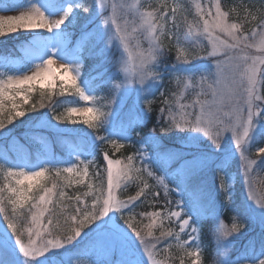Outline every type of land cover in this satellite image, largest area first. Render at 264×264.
Listing matches in <instances>:
<instances>
[{"label":"rangeland","instance_id":"obj_1","mask_svg":"<svg viewBox=\"0 0 264 264\" xmlns=\"http://www.w3.org/2000/svg\"><path fill=\"white\" fill-rule=\"evenodd\" d=\"M164 1H167L169 7L158 19L155 10L142 9L141 2H144L142 0H88L94 7V12H86L88 21H95L106 11L111 2L113 14L102 18L96 25L85 27L87 33L83 36V40H88L92 47H97V52H102L106 42L108 44L106 49H109L110 43L119 39L120 35L117 37L116 31H122L121 39L116 42V47L122 48L121 65L118 69L122 86L116 89V96L122 102L127 101L132 91H135L137 96L152 93L153 89L150 91L149 88L152 87L155 79L162 80L163 77L159 71L164 67H169L170 70L175 67L161 62L157 55L162 51L160 43L162 36L168 31L172 33L173 17L175 18L178 7L176 0ZM192 1L200 20L189 23L184 32L192 30L185 32V38L195 41L196 50L200 54L196 56L197 64L191 66L185 61L178 65V71L186 77L187 83L179 97L180 104L174 116L177 117L174 125L178 128L177 131L181 132L176 135L182 136L179 138V144L187 148H168L165 152L156 154L150 150L145 151L144 147L138 158V167L141 166L156 175L155 170L162 169L163 165L171 164L181 158L184 161L180 174L184 176L198 169L206 171L212 164L220 167L226 158L234 156L235 169L230 170L229 167L225 170L227 199L229 203L234 200L236 185L238 188L240 183L236 174L238 167V170L242 171L246 185V192L243 193L246 197L244 205H250L255 215L264 223L263 195L260 186L256 187V180L253 179V173L260 168L261 163L264 164V146L255 144V141L259 140L260 133L264 131V98L260 94L261 77L264 73V21L254 26L250 32H242L237 23L229 20L228 13L222 8L221 0ZM230 1L233 5L240 4L235 3L236 0ZM58 4L59 1L55 0L0 2V42L21 36L19 48L23 56L16 58L11 55H0L2 68L0 115L12 112L22 114L28 102V94L34 88L54 91L61 85L78 84L84 102L72 107L71 115L82 121L98 119L99 111L91 104L95 92L90 88L89 81L80 80L83 46L77 41L73 49L71 48L75 26L78 25V6L74 0H69L60 10ZM248 17L253 16L248 15ZM174 33L175 31L171 35ZM123 44L125 48L122 47ZM187 89L193 90L194 96L191 101L188 100ZM132 110L131 106L127 112ZM123 115L125 114L120 116ZM126 120V124H120L124 127H119V130L113 134L117 144L126 143L131 136L128 116ZM71 129L78 128L73 126ZM3 134L5 132L0 133V141L4 139ZM8 142V147L2 146L0 160L12 159L10 151H13L19 160L22 159L20 150L28 144L18 139L7 138L6 143ZM44 146L49 149L50 143L46 142ZM143 146L148 147L147 143H143ZM188 147H196L202 154L185 159V155L190 153ZM90 161L91 158H80L68 164L65 170L73 175L81 174V169H87ZM125 171L126 166L122 161H108V191L103 213L96 226L87 234L78 230L77 234H80L73 241L61 237L57 239L47 237L46 227L52 219L47 213L49 211L47 203L55 194V189L51 187L39 197L38 209L25 222L22 239L25 237L27 242L23 239V244L19 240L7 237L11 241L9 245L14 249L22 248L29 256L53 254L58 249L63 252L70 249L75 242L96 231L98 227L105 225L114 229L97 231L99 239L84 257L77 258L72 252L66 251L60 258H54L50 263H46V258H43L33 264H107L110 256L114 254L127 264H165L154 256L151 249L144 248L142 254L131 251L128 238L132 239L138 235L119 225L115 219L117 211L123 208L124 204L117 198L114 188L122 180ZM10 172L13 178L11 189L16 192L19 200H25L32 186L47 173L44 168H35L23 173L15 170ZM155 180L160 186H164L166 193L172 192L174 195L177 191L172 190V184L165 175L155 176ZM192 195V193L190 195L175 193L176 198L172 199L175 202L172 215L175 221L182 219V233H185L188 239L193 237L192 246H198L200 228L195 217L194 221L192 219L195 213L188 207ZM168 216L170 217V214ZM248 219L252 220L251 217ZM217 224L220 229L217 240V252L220 254L218 260L223 263L224 260L231 258L230 250L233 244L229 245L226 240L231 237L226 222L218 218ZM0 228L2 231L5 230L1 222ZM236 234L240 235L238 231ZM261 234L263 235L262 231ZM1 248L3 244L0 241ZM198 252L199 247L191 256H196ZM9 259L12 260L9 264H22V260L26 262V257L17 260L12 254H9ZM241 264H264V255L257 263L248 261Z\"/></svg>","mask_w":264,"mask_h":264},{"label":"trees","instance_id":"obj_2","mask_svg":"<svg viewBox=\"0 0 264 264\" xmlns=\"http://www.w3.org/2000/svg\"><path fill=\"white\" fill-rule=\"evenodd\" d=\"M177 3L176 35L177 38L179 36L181 42L175 44V41L166 38L165 34L162 36L164 49L169 52L168 57L173 61L192 59L196 56V49L190 43L182 41L180 34L184 32L189 23L200 20L191 0H178ZM235 3L240 4L233 5L230 0H226V3L221 2L223 9L229 15V20L237 23L242 32H250L254 26L264 21V0H236ZM168 6L167 1L154 0L148 7L155 9L157 16H159V13L166 10ZM86 9L91 10L86 4L79 10L84 12ZM248 15L253 17L249 18ZM177 38H175L176 41H178ZM91 65L87 63L84 68L85 71ZM184 80L182 76L172 77L170 82H167L163 95L147 99L144 103L149 110L150 122L153 125H162L163 135L168 133L169 137H175L179 131H176L175 123L168 120L166 113H170L174 118V112L178 111V96L186 85ZM78 91L77 86L65 85H61L54 91L34 88L28 94V102L22 114L12 112L0 115V129L8 127L22 129L26 123L38 120L42 116H48L52 121L67 128L73 126L82 129L91 127L99 132L101 128L96 121H82L69 112V101L71 97L77 96ZM105 94L104 92L100 93L99 97L95 99L99 104L97 105L99 114L105 112ZM260 94L264 98V75L261 77ZM189 99L192 100V95ZM160 117L162 120L156 122V120H160ZM175 118L177 119V117ZM146 130V127L142 128L143 132ZM258 143L264 144V137L259 142L258 140L255 141L256 145ZM103 153L95 157L87 169H81V174L70 175L63 170L59 173L47 172L32 186L25 200L17 198L16 192L14 193L11 190L13 178L7 176L6 172L0 168V209L8 229L13 234L23 237L25 222L38 209L39 197L51 187L55 189V194L51 201L47 203V208H49L47 213L52 218L50 224L46 227L47 237L57 239L58 237L64 238L62 236L67 235L70 236L68 238H75L79 231L86 232L94 228L103 213L108 191V161L120 160L126 166V171L122 180L114 188L117 198L124 204L123 208L117 211L116 220L118 223L133 231V233L135 232L138 235L137 237L142 236L141 239H150L155 242L157 256L169 264H217V229L214 226L215 221H212L211 217L202 225L201 250L198 259L195 261L188 253V249L185 251L177 246V231L161 214V203L156 198L155 187H153L148 177L138 169L136 162L132 160L135 154L134 145L123 144L118 146L111 142L106 143ZM234 165L235 161L232 165L235 169ZM236 174L240 183L238 188L236 185V194L234 200L230 203L227 200L224 188L225 174L221 170L211 169L203 176L193 179L195 184L193 188H199L198 195L204 201L202 204L206 212L210 213L213 209L219 208V205L224 210L222 219L226 222L231 235L230 239L226 238V240L233 242L232 250L234 253L232 260H230L233 262L236 261L234 257L237 249L248 235L249 227L258 230L264 225L255 215L250 205H244V198L246 199V197L243 193L246 192V185H244L242 171L240 172L238 167ZM253 177L256 180L255 186H260L259 189L264 200V164L261 163L260 168L253 173ZM213 187L218 190L216 196H210L209 194L213 192ZM248 217H251L252 220L250 221ZM237 231L240 235L236 234ZM261 241H264V239ZM262 246H264V243H262Z\"/></svg>","mask_w":264,"mask_h":264}]
</instances>
